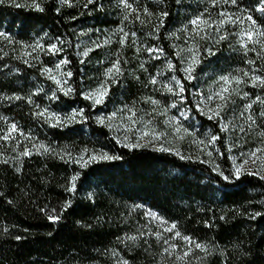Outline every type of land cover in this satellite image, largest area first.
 Listing matches in <instances>:
<instances>
[{"label": "trees", "instance_id": "obj_1", "mask_svg": "<svg viewBox=\"0 0 264 264\" xmlns=\"http://www.w3.org/2000/svg\"><path fill=\"white\" fill-rule=\"evenodd\" d=\"M17 2L30 4L31 0ZM37 2L44 7L43 12L0 4V32L7 33L13 40L9 43L0 38V95L36 93L33 97L36 103L50 105L52 111L85 108L91 117H95L99 115L98 108H91L90 102L78 94L61 96L59 101L44 98L38 89L48 90L55 85L38 69L48 65L55 72V64L60 58L70 59L71 63L64 65L62 71L73 72L70 83L79 93L97 78L103 57H112L113 60L117 49H120L121 59L128 60V63L122 65L125 74L114 90V97L130 105H142L143 90L136 87V83H141V78L137 77H142L137 60L149 55L143 51L136 54L135 46L130 45L131 36L122 49L114 40L104 48L94 49L88 57L81 53L85 47H93L92 41L100 43L96 34L101 36L105 30L124 28L125 31L137 32V44L164 49L162 61L167 58L178 64L173 55L177 48L173 45L185 47L183 29L188 28L191 35L188 21L203 12L209 0H181L179 5L176 0H129L140 7L141 13L147 6L156 14L151 17L142 14L143 25L135 20V14L122 23V11L117 7V0H94L87 8L84 7L86 0H70V7L63 0ZM237 4L238 7L218 2L214 9L210 8L211 15L215 18L225 10L234 18L244 19L247 11L257 6L258 0H237ZM57 8H60L59 12ZM162 10H167L169 15L159 32H153ZM252 15L258 24L264 25L261 13L253 11ZM249 26L246 19L243 25L239 22L225 25L229 38L220 43H216L218 37L214 35L211 40L196 37L195 43L202 48H212L214 55L203 52V63L195 73L197 79L184 82L187 109L195 104L197 92L209 94V87L213 85L209 83L208 75L243 74L253 68L256 74L264 75V50L256 45V51L250 50L245 56L234 35ZM55 37L64 42V51L59 56L42 52L39 61L33 59L37 53L24 56V52H31V49L22 51L23 44L31 45L37 41L55 43ZM252 47L249 44V48ZM16 57L28 59L34 67H28ZM247 60H253L255 64L249 65ZM159 61L156 63L160 64ZM4 64L8 69L3 67ZM17 68L18 72L14 70ZM176 75L183 74L177 72ZM241 84L243 89L253 93V97L264 91L259 86L253 87L251 81ZM232 105L230 102L223 114L225 122L231 117ZM214 106L215 103L211 104ZM34 110L35 105L28 104L26 99L0 100V117L6 118L0 119V130H3L0 136L7 131L8 124L15 122L26 135L33 137L26 140L14 132L15 139L0 140V193L4 194L0 196V264H118L119 258L128 264H175L166 257L162 245L151 234L155 232L145 216V209L152 210L171 224L175 223L181 236L188 235L194 242L209 246L208 254L196 250L195 264H264V216L249 218L250 213H264V180L243 174L239 179L226 182L210 171V165L199 160H181L175 155L148 148H123L111 139V132L94 119L67 128H53L34 117ZM190 113L211 133L218 131L216 121H209L194 110ZM258 125L264 135V119L260 118ZM231 135L230 130L224 133V139L215 146L224 153L221 156L216 152L215 157L226 172H230L231 166L225 141L231 144ZM235 139L243 150L257 145L256 136H238ZM41 142L50 144L57 151L67 146L74 157L85 147L90 151L93 147H103L121 159L101 161L80 169L78 165L66 163L67 158L61 160L47 153L40 155L42 149H32L34 143L39 145ZM25 146L32 149V155L14 160L18 152L12 149L19 147L23 151ZM17 168L20 171H16ZM74 172L82 175L77 181L78 191L69 193L63 186ZM65 200H71L72 206L58 223L50 222L40 211L45 206L49 210L51 207L59 208ZM221 216L225 219L221 220ZM140 232L145 235L140 236ZM16 235L23 239L15 240ZM133 236L137 237L135 241L127 239ZM241 251L247 255L241 256ZM113 252L117 255L114 256Z\"/></svg>", "mask_w": 264, "mask_h": 264}, {"label": "snow or ice", "instance_id": "obj_2", "mask_svg": "<svg viewBox=\"0 0 264 264\" xmlns=\"http://www.w3.org/2000/svg\"><path fill=\"white\" fill-rule=\"evenodd\" d=\"M218 2H222L224 5L231 4L233 6H237V0H209L208 6H206L203 12L193 16L192 19L188 21V24L191 25V35L189 36V29L184 28L183 32L186 37L184 43L185 47L179 48L175 45L177 50L173 53L176 60L179 62L178 64L174 63L172 59L165 58L164 66L165 70L171 71L173 73L169 78L167 83L161 82V87L164 92L171 94L173 97V101L171 104L166 103L165 101L158 100L153 98L152 96L142 97L144 103H148L150 101L152 107L151 112H148L144 109H137L135 104L128 105L125 104L120 108H115L113 111L107 114L97 115L95 117H91L85 108H71L68 112H56L52 111L50 105L42 106L33 99L36 93H28L26 96H21L17 93H13L12 95L3 94L0 95V100H7L9 102L19 101L22 99H26L27 103L35 105V110L32 112V115L37 119H42L45 124L53 128H67L68 126L75 123H85L89 119H94L95 122L112 132H119L120 128L123 127L124 134L121 138L118 135H113L111 139L115 141L117 145H120L123 148H127L129 150L152 146L157 151L166 152L172 155L177 156L181 160L192 159V157L184 156L178 147L171 146V141L169 142V146H165L163 143H160L161 139L164 137V132L158 131L155 127V119L156 116L164 117L163 123L165 125L171 124L173 132L172 137L173 140L183 142L187 137H192L191 144L197 146L201 152H206L207 159L201 160V163H205L210 165V171L215 173L216 176L222 178L224 181L229 182L233 178L239 179L242 173H246L247 175L258 176L260 180H264V170H247L245 165L248 164V158H256L261 161H264V145L261 147H256L254 150L249 153H241L242 157H246L241 160L239 164L235 160H232V168L230 172H226L219 163H217L214 159L213 153L219 152L221 156L224 153L215 147V145L224 139L223 134L229 131L231 128L236 127L235 124L226 123L223 119V114L228 110V104L231 102L235 104V100L232 99L233 94L236 96H240L242 93L243 97H248L249 93L247 91H243L238 87L241 83H245L244 77H249L253 87H261L264 89V75L256 74V69L253 68L251 71H244L243 75H232V74H222L216 77L215 80L212 81V85L219 84L218 88L209 87L207 95L204 92H197L194 96L195 104L188 109H182L181 106L183 102L186 100L184 93L187 91L185 87V81H193L197 79L195 73L197 67L203 63V52H207L209 56L214 55L212 48H202L200 45L195 43L196 37H199L202 40H211L213 39V35L218 37L216 43H220L225 39L229 38V33L227 32L225 25L231 23L235 25L239 22L241 25L244 24L245 19L250 22V26L246 30H242L239 33L234 34L237 39V43L239 47L243 49L245 56L248 51H256V45H259L262 50H264V25L258 24V22L253 18L252 12L256 11L261 13V16L264 17V0H258V4L254 9H250L247 11L244 19L240 17H233V15L225 10H221L215 18L212 17L210 8L214 9ZM8 3L12 7L16 8H24L28 7L34 9L39 12H43L45 9L41 5V3L37 2V0H31L30 4L27 3H19L17 0H0V4ZM63 3L71 6L70 0H63ZM94 0H86L84 5L85 8L88 5L93 4ZM176 3L179 5L181 0H176ZM102 8L103 5L101 4ZM117 7H119L122 11V23L128 21L133 14H135V20L139 21L142 25L145 23L144 20H141V15L153 16L156 15L149 11L148 7H143V12L141 13L140 7L134 6L133 3H130L129 0H117ZM57 12L60 11V8L56 9ZM243 11V10H242ZM207 13V16L205 15ZM169 15L167 10H162L159 13V21L158 24L153 28V32H159L160 28L164 25L165 18ZM118 43L121 46V49L124 48L128 42L129 36L132 37V44L136 46V54L139 55L142 51L147 52L150 57L154 60L159 61L162 56L165 55V51L162 48L156 46H144L143 44H137V32L136 31H125L124 28L119 29ZM152 33H149L151 35ZM115 35V33H113ZM174 35V34H170ZM247 37V39H245ZM0 38H3L5 41L12 43V37L5 32H0ZM179 39V37H177ZM56 42L52 43L37 41L34 44H23L22 51L24 49H31V52H24V56H30L31 53H37L33 59L39 61L40 53L51 54L55 56H59L60 53L64 51L62 44L63 40L59 37H55ZM110 42V37H105L103 44L92 41L93 47H85L84 51L81 53L83 57H88L89 53L93 51L95 48H100L104 44ZM249 44L253 47L250 49ZM120 49H117V55L115 59L110 61V66L106 67L102 73V79L97 82V85L88 90H81L77 93L76 88L72 87L70 83V78L73 76V72L68 70L67 72L62 71L64 65L71 63L70 59L66 57H62L55 64V74L53 73V68L48 65L41 66L38 70L41 75H46L47 79L52 81L55 87L49 88L45 90L43 88H39L38 92L44 94V98L50 101H59L61 96L68 97L70 95L78 94L83 97L84 100L90 102L91 108H96L98 105L105 103L106 98L110 94L111 86L114 84H118L120 78L125 74V70L123 68V64H127L128 60L121 59ZM7 56V53H5ZM16 59H22L23 64L28 67H34L33 64L30 63L28 59H24L23 57H16ZM83 63V61H81ZM247 64L253 65L255 61L247 60ZM3 67L8 69V65L4 64ZM139 68L145 72L148 71V68L145 67L144 63L139 64ZM15 71H19V68L14 69ZM12 71V69H9ZM182 73V76H177L176 73ZM162 72L157 73V75L149 74V78L145 83V87L149 84L156 85L158 83L157 77L162 75ZM206 75V74H205ZM139 79V77H137ZM258 82V83H257ZM235 85L234 87H229L230 85ZM163 95V93H162ZM198 97V99H197ZM179 101V103L177 102ZM219 101V102H216ZM254 102L264 103V98L261 96H256ZM192 104L191 101H189ZM215 103L214 107L210 105ZM245 111L252 108V103H247L244 106ZM162 109V111L160 110ZM176 109L179 111V116L176 115H168V113L172 110ZM195 111L199 116L206 117L209 121H216L218 125V131L216 133L205 132L204 139H198L200 133L195 130V125H185L183 121H187L191 119L189 113L191 111ZM142 113V114H141ZM119 115L120 123H114L115 118ZM155 114V115H153ZM261 116L264 117V112H261ZM148 117V119H146ZM181 117L183 120H181ZM240 117L246 121V125L248 128H251L252 125L256 124V120L251 115V112H248V115L245 117V112H240ZM0 119L6 120L5 117H0ZM235 119V116H233ZM140 125L141 127H137ZM259 126V125H258ZM150 129V130H149ZM3 131V130H0ZM240 131L244 132L245 127L241 126ZM14 132H18L20 136H24L26 140H31L33 137L31 134H25L22 129L18 127L15 122H11L7 125V131L4 132L2 136H0V140H11L15 139L12 135ZM129 133L135 135V142H133ZM143 141V143H141ZM228 144L227 141H225ZM19 141L17 140V145ZM202 146V147H201ZM236 144L233 142L228 145L227 150L230 152L232 147H235ZM32 149H42L43 151H39L40 155L51 154L53 156H58L61 160H65L66 163H71L74 165H78L80 169L89 168L91 164L98 163L101 161H113L121 159V156L112 153L108 150H105L103 147L97 149L93 147L91 151L85 147L81 149L76 156L74 157L72 152L67 149V146H64L59 151L56 148H53L50 144L45 145L42 142L37 145L33 144ZM32 149L27 146L24 147L23 151L19 150V147H15L12 150L18 152V156L13 159L19 161L20 157H28L32 155ZM261 155L258 156L257 154ZM231 159V157H228ZM256 159H253L252 162L255 163ZM7 163V161H5ZM16 171H20L19 168ZM82 173L74 172L73 175L68 180L67 184L64 185V190L69 193H75L78 191V183L77 181L80 179ZM4 195L0 193V196ZM91 198V196L89 197ZM8 203H12V201H8ZM72 206L71 200H65L59 208L51 207L49 210L48 206L40 208V211L46 216V218L52 223H58L62 218L63 214ZM153 217L160 218L163 221L162 217H158L157 213H148ZM258 216H264V213L259 211L250 213L249 218L255 219ZM221 220L225 219L224 216L220 217ZM79 223V221L77 222ZM177 226L175 223L171 224V227L166 228L165 231L169 233H174L168 239H164L162 234L157 231L155 233H151L156 236L158 240H163L165 245L169 244V239H175L181 237V233L176 230ZM7 232V229H4ZM144 232H140V236H144ZM14 239L20 241L23 239L22 236L16 235ZM127 239H131L135 241L137 239L136 236L127 237ZM182 239L187 244V250L183 252L182 256L176 257V259L187 258L191 255H194L193 252V244L194 248L208 254L209 246L206 244H202L199 241H193L192 237L188 235H183ZM147 243V241H145ZM177 245L175 243L169 245V247H165L163 252L165 254L171 255L170 249H177ZM235 247L239 248V245ZM113 255L117 254L113 252ZM241 256L247 255V253L241 251ZM128 264L126 260L122 258L118 259V264Z\"/></svg>", "mask_w": 264, "mask_h": 264}, {"label": "rangeland", "instance_id": "obj_3", "mask_svg": "<svg viewBox=\"0 0 264 264\" xmlns=\"http://www.w3.org/2000/svg\"><path fill=\"white\" fill-rule=\"evenodd\" d=\"M246 29H248V27ZM246 29L244 28V30H246ZM103 32H105V33L102 34L101 36H99L98 34L95 35L97 41H99L101 44H103L105 37H110V42L107 44H104L101 48H104V46L111 44L114 40L118 41V38L121 35V33H119V30H117V31L105 30ZM113 33H115V35H113ZM87 39H89V38H87ZM245 39H247V37H245ZM130 41H132V39ZM130 43H131L130 45L132 46L133 45L132 42H130ZM134 46L136 48L137 45H134ZM95 50H99V48H95ZM111 59H112V57H108V56L103 57L102 63L100 64L101 69H99V71H98L99 74H98L97 78L89 86L86 87V90L95 87L97 85V82L103 78L102 73L106 67L110 66ZM156 62H157V60H154L150 56H146L142 59L137 60L138 69L142 72L140 76H142V77H139V78H141V80H140L141 83L140 84L136 83V87L139 88L140 90H143V97L152 96L153 98L158 99V100H162V101H165V97H166L165 102L168 104H171L173 101V97L171 96V94L164 92V90L161 87V82L167 83L168 78L172 75V73H171V71L165 70L164 61H162L160 59V61H159L160 64H157ZM140 63L145 64V67L148 68L147 72H145L139 68ZM95 66H97V65H95ZM158 71L163 73L162 75H159L157 77L158 83L154 86L149 84L147 87H145V83L147 82V80L149 78V74L157 75ZM55 72H53V73L55 74ZM232 75H241L242 76L243 74L235 72V73H232ZM123 77H124V75L120 78L119 82L122 81ZM207 77H208V80L210 81L209 83L212 84V81L215 80L217 76L214 77L213 75H208ZM244 80L246 81L245 83H247L250 81V78L244 77ZM116 86H118V84H114L111 86L110 94L106 98L105 103L97 106V108L99 110V115L107 114V113L113 111L115 108H120L123 105L128 104V102H126V101H119V100L115 99L114 90H115ZM213 87L218 88L219 84L213 85ZM229 87H234V84L230 85ZM238 87L242 90V92L247 91L249 93V96L243 97L242 93H241L240 96H236L235 94H233V97H232V99L235 100V104H233L231 106V108H230L231 117H229L226 121V123L236 125V127L230 129V133H232V135H233V136L231 135L230 141H231V143L234 142L236 144L235 147H232V150L230 152L228 151V153H229L228 157H231V159H229L231 168H232V160H235L237 162V164H239L242 159L246 158V157H242L241 153H249L250 151L254 150L256 147H261L262 145H264V141H263L264 135L262 133H260L262 130L258 126V120L260 118H261V120L264 119V117L261 116V112H264V103H261V102H254L253 103V101H255L256 96H261L262 98H264V91L256 94V96L253 97L252 96L253 93H251L247 89H243L242 84H240ZM162 93H163V95H162ZM177 102L179 103L178 100H177ZM247 103H252V108L245 111L243 106ZM128 105H130V104H128ZM135 107L137 109H144L148 112H151L153 106L151 105V103L149 101L148 103L143 102L142 105H138ZM181 108L187 109L184 102H183ZM160 110L162 111V109H160ZM241 111L245 112V117L248 115V112L250 111L251 115L253 116V118L256 120L257 123L252 125L251 128H248L246 125V121L240 117ZM119 115L120 114H118L117 118H115L114 123H116V124L120 123ZM153 115H155V114H153ZM168 115L179 116V111L176 109H172L168 113ZM189 115L191 116V119L187 120V121H183V123L186 126L187 125H195V130L200 133V136L198 137V139H204L205 138L204 133L206 131L207 132H210V131L208 129H206L205 127H203L200 124V122L198 120H196V118L191 113H189ZM233 116H235V119H233ZM146 119H148V117H146ZM163 120H164V117L156 116L155 127L158 131L164 132V134H165L164 137L161 139L160 143H163L165 146H169V142L171 141V146L178 147L184 156L192 157V160L201 161V160L207 159L206 152H201L197 146L191 144L192 137H187L183 142L173 140L172 126H171V124L165 125L163 123ZM181 120H183L182 117H181ZM241 126L245 127L244 132L240 131ZM137 127H141V126L137 125ZM258 132H259V134H258ZM111 134H112V136L118 135L122 138L123 134H124V129H123V127H121L119 132L115 131V129H114L111 132ZM129 135L132 138L133 142H135V135L132 133H129ZM238 136L239 137L241 136L243 138H245V137L250 138L251 136H254V137L256 136L257 145L251 149L243 150L242 149L243 146L239 142H237V139L234 140V138L235 137L238 138ZM141 143H143V141H141ZM228 145H230V142L228 143ZM140 148H148V149L157 151L152 146H145V147H140ZM215 153L216 152L214 151L213 156H214L215 161L218 163V161L215 157ZM257 155L260 156L261 154L258 153ZM248 159H249V162L247 165H245V168L247 170H258V169L264 170V161H261V160L256 159V158H248ZM253 159H256L255 163L252 162ZM243 174H246V173H242V175ZM148 213H155V212H153L152 210H149V209H145V216H146L148 222L154 228V232L159 231L162 234V237L164 239H168L171 235H174V233H169V232L165 231L166 228L171 227V223L165 221L164 219L162 221L160 218L153 217V216L149 215ZM158 217H160V216L158 215ZM153 236L156 238L155 235H153ZM157 241H158V243H160L162 245L163 249L165 247H169V245H171L173 243H175L178 246L177 249H170V252L172 253L171 255L164 253L166 255V257L173 260L175 264H195V262H197V260L194 258V255L196 254V250H197L194 248V244H193V252L195 253L194 255H191V256H189L187 258H183V259H176V257L182 256L183 252H185L187 250V247H188L187 244L185 243V241L182 239V236L179 238H175V239H169L168 245H165L163 243L162 239L161 240L157 239Z\"/></svg>", "mask_w": 264, "mask_h": 264}]
</instances>
